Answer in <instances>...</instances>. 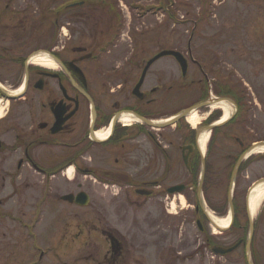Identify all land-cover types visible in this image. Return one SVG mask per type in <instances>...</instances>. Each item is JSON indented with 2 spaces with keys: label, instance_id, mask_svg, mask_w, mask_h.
Returning <instances> with one entry per match:
<instances>
[{
  "label": "flooded vegetation",
  "instance_id": "1",
  "mask_svg": "<svg viewBox=\"0 0 264 264\" xmlns=\"http://www.w3.org/2000/svg\"><path fill=\"white\" fill-rule=\"evenodd\" d=\"M128 7L163 11L164 32L123 31L114 0H0V264L58 262L83 236L72 264H130L150 247L169 264L167 244L121 231L162 229L173 206L183 264H264V111L237 85L234 48L191 47L193 31L172 47L162 1ZM49 204L85 222L61 226ZM30 232L56 240L43 249Z\"/></svg>",
  "mask_w": 264,
  "mask_h": 264
},
{
  "label": "rangeland",
  "instance_id": "2",
  "mask_svg": "<svg viewBox=\"0 0 264 264\" xmlns=\"http://www.w3.org/2000/svg\"><path fill=\"white\" fill-rule=\"evenodd\" d=\"M110 1V0H109ZM120 7V15L125 25L123 31L127 28L132 31L148 32L152 25H156L158 32H164L165 24H159L164 21L163 11L158 13L157 17H148L147 19H136L134 12H131L128 3L141 4H159L161 0H114ZM168 9V14L171 15V31H172V47H185L186 39L189 38L193 31L191 47H217L219 49L234 48L235 60L233 64L234 77L237 85L243 87L248 85L252 92L257 94L259 107H254L256 111H264V0H162ZM182 43V44H181ZM254 96L251 98L253 99ZM96 185V184H94ZM98 191L102 193V189L97 186ZM173 206V205H172ZM52 207H58V212L54 219H58V223L62 226L65 224L76 225L84 223L87 211L76 210L67 205L49 204L45 207L46 213L51 212ZM71 208V209H69ZM66 209V212H65ZM111 213L116 214L115 210ZM172 214L169 219L168 226L156 228L153 231L141 232L138 237V232L121 231L125 234L127 241H133L134 234L139 239L140 247L150 245L151 243L167 244V249L171 250V260L169 264H183L181 262L183 252L181 251L184 244L187 243V238L182 226V215L178 207L171 208ZM77 215V217L75 216ZM53 216L49 215L45 221L41 223H51ZM51 220V221H50ZM114 227H118L119 222L116 217L112 219ZM166 230V231H165ZM71 233H76L71 229ZM155 233V236L150 238V235ZM17 234L14 232L13 235ZM55 232L47 233V236H42L40 233L38 239L33 240L34 235L28 233L29 243H51L56 240ZM58 235V234H57ZM85 236L75 241L76 248L71 250L69 254L61 255L60 259L52 260L45 258L42 264H72L75 259V250L78 246L84 245L81 241L85 240ZM15 242V237H12ZM13 242V243H14ZM3 243H5L3 241ZM165 243V244H164ZM97 245L105 246L103 243ZM127 245H136V243H127ZM43 249H46L43 244ZM171 248V249H170ZM140 254H134L130 264H166L165 259L159 260L155 258L153 248H148L146 251L140 248ZM138 261V263L136 261ZM15 264V263H14ZM84 264V263H77Z\"/></svg>",
  "mask_w": 264,
  "mask_h": 264
},
{
  "label": "bare ground",
  "instance_id": "3",
  "mask_svg": "<svg viewBox=\"0 0 264 264\" xmlns=\"http://www.w3.org/2000/svg\"><path fill=\"white\" fill-rule=\"evenodd\" d=\"M189 122L192 126L197 125L198 121H197L195 114L190 117ZM258 151H264V148L262 147ZM263 195H264V191L257 194V196L255 197V200L253 201V207L254 208L256 207V204L258 203V201H260L262 199ZM212 221H213V224L216 225L217 227L225 228V227H227L230 220H229V217H224L220 220L212 219Z\"/></svg>",
  "mask_w": 264,
  "mask_h": 264
},
{
  "label": "water",
  "instance_id": "4",
  "mask_svg": "<svg viewBox=\"0 0 264 264\" xmlns=\"http://www.w3.org/2000/svg\"><path fill=\"white\" fill-rule=\"evenodd\" d=\"M172 54H174L175 56H177V57H179L176 53H172ZM195 108H197V106L196 107H194L193 109H195ZM187 111H185V112H180V115H178L177 114V116L176 117H174L172 120H170V121H168L167 123H165V124H163V125H160V126H165V125H172V124H174L176 121H178V119L179 118H181L185 113H186ZM65 200H67L66 198H64ZM83 205H85V204H83Z\"/></svg>",
  "mask_w": 264,
  "mask_h": 264
}]
</instances>
